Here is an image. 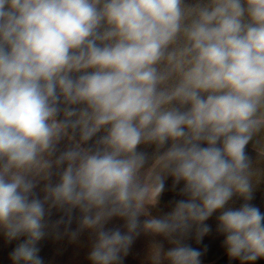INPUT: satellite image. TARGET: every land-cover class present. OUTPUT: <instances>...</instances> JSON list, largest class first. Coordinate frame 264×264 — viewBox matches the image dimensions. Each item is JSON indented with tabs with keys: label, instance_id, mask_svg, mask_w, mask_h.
I'll return each mask as SVG.
<instances>
[{
	"label": "clouds",
	"instance_id": "1",
	"mask_svg": "<svg viewBox=\"0 0 264 264\" xmlns=\"http://www.w3.org/2000/svg\"><path fill=\"white\" fill-rule=\"evenodd\" d=\"M262 128L264 0H209L191 16L185 0H0V229L26 237L13 264H44L52 208L79 209L72 237L94 232L91 264H122L141 231L175 244L154 245L151 264H201L181 239L193 226L202 238L216 212L231 259L264 258L246 153ZM142 144L156 146L147 167ZM168 176L187 199L152 217ZM113 217L126 232L105 229Z\"/></svg>",
	"mask_w": 264,
	"mask_h": 264
},
{
	"label": "rangeland",
	"instance_id": "2",
	"mask_svg": "<svg viewBox=\"0 0 264 264\" xmlns=\"http://www.w3.org/2000/svg\"><path fill=\"white\" fill-rule=\"evenodd\" d=\"M209 0H185L186 8L190 14H194V10L208 3ZM185 41L181 35L176 43L171 47L179 49L183 47ZM179 79L177 74L169 84H173ZM187 107V106H185ZM170 143L165 146L166 150ZM206 146V145H205ZM71 147L70 142L65 139L61 141L57 148V155ZM138 151L145 152L149 157L147 166L151 164V157L156 152L154 144H142L138 147ZM246 153L252 160V172L254 192L253 199L250 204L258 207L261 213H264V128L257 132L252 141L246 147ZM50 181L40 180L35 188V192L43 199L45 193L43 191L46 183L55 184L58 181L57 170H52ZM183 182L174 186L173 177L168 176L165 179V188L159 198V203L155 207H150L149 211L152 217L162 218L169 213L175 203L179 200H186L187 196L181 194ZM244 203L243 198L234 196L229 202L228 207L238 208ZM219 212L214 213L205 223L210 227V231L202 238H197L196 226L185 234L181 239V243L191 246L201 251V264H264V258H259L252 262H241L238 258L231 259L224 245L225 235L218 231V216ZM79 209H74L70 213L66 209L52 208L46 215L45 236L38 242L37 247L40 249L38 255L42 258L44 264H91L88 259L91 246L95 240V234L91 230L79 231L74 239L72 233L79 229V221L81 218ZM149 217L142 216L141 223ZM63 220V223L57 225V221ZM70 221V222H69ZM126 221L123 218L113 217L106 225L105 229H119L121 232H126ZM26 239L19 237L15 240L8 241L2 229H0V264H13L10 259V253ZM162 245L163 252L175 247V244L170 238L163 235H154L151 233L140 232L135 237L128 254L123 256L122 264H151L149 259L150 251L154 245ZM162 264H168L166 260H162Z\"/></svg>",
	"mask_w": 264,
	"mask_h": 264
},
{
	"label": "trees",
	"instance_id": "3",
	"mask_svg": "<svg viewBox=\"0 0 264 264\" xmlns=\"http://www.w3.org/2000/svg\"><path fill=\"white\" fill-rule=\"evenodd\" d=\"M100 135H103V132L98 133V134H97V137L93 138V141H89L88 144H87V145H84V146H85V147L90 146V145L94 142V140H95L96 138H98Z\"/></svg>",
	"mask_w": 264,
	"mask_h": 264
}]
</instances>
